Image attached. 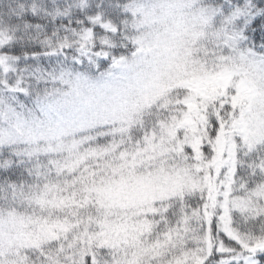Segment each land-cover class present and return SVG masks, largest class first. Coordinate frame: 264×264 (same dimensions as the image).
<instances>
[{
	"label": "snow or ice",
	"instance_id": "1",
	"mask_svg": "<svg viewBox=\"0 0 264 264\" xmlns=\"http://www.w3.org/2000/svg\"><path fill=\"white\" fill-rule=\"evenodd\" d=\"M0 264H264V0H0Z\"/></svg>",
	"mask_w": 264,
	"mask_h": 264
}]
</instances>
